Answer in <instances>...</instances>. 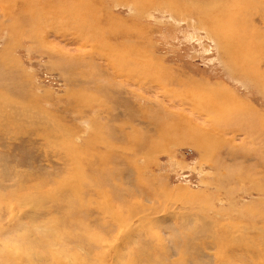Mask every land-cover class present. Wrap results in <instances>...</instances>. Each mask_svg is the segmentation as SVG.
<instances>
[{
	"label": "rangeland",
	"instance_id": "rangeland-1",
	"mask_svg": "<svg viewBox=\"0 0 264 264\" xmlns=\"http://www.w3.org/2000/svg\"><path fill=\"white\" fill-rule=\"evenodd\" d=\"M124 1L0 0V249L264 264V50ZM184 2L264 42V0Z\"/></svg>",
	"mask_w": 264,
	"mask_h": 264
},
{
	"label": "bare ground",
	"instance_id": "bare-ground-1",
	"mask_svg": "<svg viewBox=\"0 0 264 264\" xmlns=\"http://www.w3.org/2000/svg\"><path fill=\"white\" fill-rule=\"evenodd\" d=\"M127 2V4H132L134 8L138 9L139 11H143L146 8L154 7L155 4L161 3L164 4L162 7L165 10L170 11L174 16L177 17H186L188 19H195L197 22L195 23L200 29H202L203 25H206L208 27V34H210L214 37H217V41L224 44L225 51H226V59L228 61H231L234 64V60L236 58H241V55H248L250 58L254 54L255 48L259 47L264 50V42L257 41L254 37L250 39L248 45H241L238 41L241 31L233 21H229L227 23L226 21L219 23L218 20L222 19L221 14L218 12H221L224 8L223 6H219L214 2L209 3L207 6L197 7L195 5H191L190 3H185L184 0H125L124 2ZM231 1V0H230ZM233 1V0H232ZM255 2V0H252V2ZM85 2V1H84ZM83 2V4H84ZM132 2V3H131ZM235 2V0H234ZM253 2V3H254ZM257 2V1H256ZM80 3V2H79ZM231 3V2H230ZM236 3V2H235ZM249 3V2H248ZM261 3V2H260ZM258 3V4H260ZM56 4V3H55ZM256 4V3H255ZM253 4V5H255ZM77 5V4H76ZM81 5V4H80ZM79 5V6H80ZM232 5V4H231ZM53 6V5H52ZM78 6V5H77ZM82 6V5H81ZM84 6V5H83ZM252 6V5H251ZM56 7V6H55ZM92 7V6H91ZM261 7V6H260ZM250 8V7H249ZM71 9V8H70ZM80 9V8H79ZM82 9V8H81ZM69 10V9H66ZM247 10V9H244ZM240 11V10H239ZM69 12V11H68ZM146 12V11H145ZM85 13V12H84ZM83 14V13H82ZM71 15V14H70ZM81 15V14H80ZM92 15V14H91ZM232 15V14H231ZM79 16V15H78ZM77 17V15H76ZM84 19L88 25H92L88 23L90 21V15L87 14ZM195 17V18H192ZM73 18V17H72ZM197 18V19H196ZM206 19L211 21L210 25L206 21ZM95 20V19H94ZM217 20V21H216ZM220 21V20H219ZM41 22V21H40ZM70 22V21H69ZM73 22V21H72ZM227 23V27L223 26L224 23ZM76 23V22H75ZM70 24V23H69ZM74 24V23H72ZM83 24V23H82ZM232 26L229 28V26ZM83 26V25H82ZM87 26V25H85ZM234 26V27H233ZM90 28V27H89ZM86 30V29H85ZM243 38V37H242ZM241 38V39H242ZM232 45L234 48L232 51ZM241 46L245 47L247 50L245 53L241 52ZM240 47V48H238ZM127 56V55H126ZM129 57V56H128ZM244 57V56H243ZM126 59V58H125ZM244 59V58H243ZM239 60V59H238ZM158 61V60H157ZM160 62V61H159ZM158 62V64H149L145 66L144 63V70L150 74V77L157 78L159 80H163L166 82L165 78L167 77L169 73V69L164 67ZM235 65V64H234ZM194 87H192L193 89ZM191 89V88H190ZM195 89V88H194ZM190 92V91H189ZM194 92V91H193ZM188 93V92H187ZM197 93V92H196ZM192 96H194L192 94ZM199 96V95H197ZM207 96V95H204ZM183 97V96H182ZM185 98V97H184ZM191 98V97H190ZM204 98V97H203ZM188 99V98H187ZM225 107V106H224ZM223 108V107H222ZM224 112V111H223ZM108 177V176H107ZM107 179V178H105ZM109 179V178H108ZM92 180V179H91ZM98 181V179L96 178ZM101 180V179H100ZM89 181V180H88ZM100 182V181H99ZM95 183V182H94ZM112 190V189H111ZM119 190V189H118ZM113 191V190H112ZM119 192V191H118ZM108 194V193H107ZM117 197V196H116ZM122 219V218H121ZM121 221V220H120ZM38 245H41L40 243ZM97 250V249H93ZM137 251V250H136ZM147 251L144 249L143 251H138L137 257L138 259L140 256L145 259L141 261H151L150 258L146 253ZM118 253V252H117ZM71 254V253H70ZM135 255V254H134ZM62 252H55L51 251L48 253V255L45 254V249H17L16 251H11L9 249H0V264H81L79 262L74 261L70 262V258L61 260ZM67 256V255H66ZM65 257V256H64ZM63 257V258H64ZM88 257V261L85 264H95L96 262H93L90 259V254L86 255ZM119 255H114L109 257V259L112 260V263H109L107 260H105V257L100 255L97 259H95L99 263L96 264H117ZM103 258V259H102ZM82 259V258H81ZM135 259V258H134ZM134 259H131L127 261L124 264H138ZM137 259V258H136ZM140 260V259H139ZM140 262V261H139ZM121 262L120 264H122ZM142 263V262H141ZM139 263V264H141ZM148 263V262H147ZM146 264V263H144ZM149 264V263H148Z\"/></svg>",
	"mask_w": 264,
	"mask_h": 264
}]
</instances>
